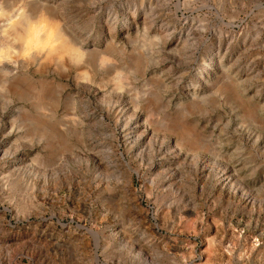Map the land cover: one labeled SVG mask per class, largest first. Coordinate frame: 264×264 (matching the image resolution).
<instances>
[{"label":"rangeland","instance_id":"374dc122","mask_svg":"<svg viewBox=\"0 0 264 264\" xmlns=\"http://www.w3.org/2000/svg\"><path fill=\"white\" fill-rule=\"evenodd\" d=\"M5 12L0 264H264V0Z\"/></svg>","mask_w":264,"mask_h":264},{"label":"clouds","instance_id":"9594fccd","mask_svg":"<svg viewBox=\"0 0 264 264\" xmlns=\"http://www.w3.org/2000/svg\"><path fill=\"white\" fill-rule=\"evenodd\" d=\"M4 17H9V13H0ZM15 19H7L6 26L3 28V34L5 37H8L9 31L13 29L16 24ZM27 36L24 40V47L22 51H17L11 46L0 48V61L11 63L13 58L16 56H20L22 58H27L31 52L37 49H43L49 46V43L52 38V33H48L47 38L42 39L41 34L44 32V22L43 21H35L29 22L28 27L26 29ZM13 43H16L13 40ZM119 91H123V89L118 87Z\"/></svg>","mask_w":264,"mask_h":264},{"label":"bare ground","instance_id":"6f19581e","mask_svg":"<svg viewBox=\"0 0 264 264\" xmlns=\"http://www.w3.org/2000/svg\"><path fill=\"white\" fill-rule=\"evenodd\" d=\"M48 33H52V38H51V41H50V43H49V46H52L53 44H55L56 42H58V41H61L62 39L61 38H63V36L64 35H62L60 32L59 33H54V32H52V31H49ZM48 35V34H47ZM46 38H47V36H46ZM62 43H65V41H63ZM79 50H81L80 48H78L77 50H76V52H78Z\"/></svg>","mask_w":264,"mask_h":264}]
</instances>
